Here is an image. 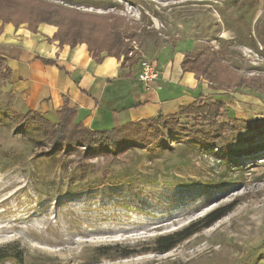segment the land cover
Instances as JSON below:
<instances>
[{"label": "rangeland", "instance_id": "374dc122", "mask_svg": "<svg viewBox=\"0 0 264 264\" xmlns=\"http://www.w3.org/2000/svg\"><path fill=\"white\" fill-rule=\"evenodd\" d=\"M42 3L72 6L94 19L92 41H103L104 17L113 14L131 27L126 41L134 54L156 62L165 46L221 50L225 85L209 87L198 71L209 85L203 101L223 99L218 122L264 121V0H0V23L33 27ZM8 82L0 73V245L18 242L24 264H264V135H257L263 127L212 147L181 138L112 161L50 157L32 141L39 131L16 124ZM225 205L232 211L166 253H95L115 243L149 248L157 236Z\"/></svg>", "mask_w": 264, "mask_h": 264}, {"label": "trees", "instance_id": "16d2710c", "mask_svg": "<svg viewBox=\"0 0 264 264\" xmlns=\"http://www.w3.org/2000/svg\"><path fill=\"white\" fill-rule=\"evenodd\" d=\"M96 4L95 2L92 5ZM35 16L37 23L33 27L28 25L29 28L35 32L41 23L57 26L58 29L53 38L58 40L61 46L68 44L74 48L78 44L86 43L90 53L97 60H102L101 55L105 53L106 56H114L121 61V67H124L126 63L133 65L141 60V57L134 54L129 42L126 41L127 38L134 35L130 34L131 27L127 23H119L117 17L111 13L104 17L102 29L106 31L104 32L106 36L102 42L98 39L91 40L92 32L98 28L99 24L79 12V9L75 7L42 3ZM206 51L208 50L185 51L182 67L184 71L194 72L197 78L202 75L198 71H202L212 85L209 87L218 89L219 85H225V78L222 77V74H225L224 71L227 67L219 63L221 50H213L210 53ZM44 60L46 63L55 64V60ZM6 61L5 57L0 56V73L10 78L12 70ZM203 99H205V95L201 94L193 103L180 106L174 114L160 113L155 117L140 119L112 129H93L86 126L79 119L78 110L67 104L58 111L56 122L33 109L26 112L14 110L13 116L20 129L34 128L39 131L40 137L32 139V141L37 146L46 149L44 155L50 157L58 155L63 159L78 154L81 161H91L100 157H106L112 161L129 150L145 149L155 145L164 147L169 140L175 141L181 138H188L212 147L221 139H227L231 134L242 130L251 131L263 127L257 135H264L263 120L252 122L233 118L231 122H218L217 117L222 114L224 107L223 99L218 98L209 102L203 101ZM183 116H192L194 122L186 125L182 121ZM250 137L253 138V136ZM235 140L241 142L247 138L237 137ZM80 163L85 165V162ZM107 173L109 172L107 171ZM232 209L231 205L218 207L183 229L157 236L149 248L138 250L130 245L115 243L98 246L94 250L97 257L100 258H127L149 251L166 253L202 229L210 227ZM25 257L26 252L18 242L0 245V263L14 260L19 264H24Z\"/></svg>", "mask_w": 264, "mask_h": 264}, {"label": "crops", "instance_id": "0c3cea01", "mask_svg": "<svg viewBox=\"0 0 264 264\" xmlns=\"http://www.w3.org/2000/svg\"><path fill=\"white\" fill-rule=\"evenodd\" d=\"M57 29L41 23L33 32L24 23H0V56L12 70L8 89L15 97L14 110L33 109L56 122L67 104L78 110L86 126L112 129L160 113L174 114L209 86L194 72L184 71V52L165 46L157 50V62L152 58L160 74L147 88L137 77L140 61L121 67V61L105 53L99 61L86 43L61 46L53 38Z\"/></svg>", "mask_w": 264, "mask_h": 264}, {"label": "built area", "instance_id": "2783aa9c", "mask_svg": "<svg viewBox=\"0 0 264 264\" xmlns=\"http://www.w3.org/2000/svg\"><path fill=\"white\" fill-rule=\"evenodd\" d=\"M159 74V67L154 60L141 58L137 77L145 87L148 88L159 77Z\"/></svg>", "mask_w": 264, "mask_h": 264}]
</instances>
